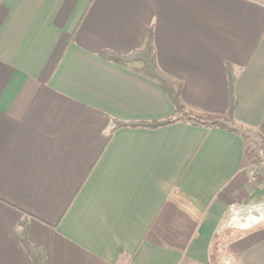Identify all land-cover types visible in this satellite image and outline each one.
<instances>
[{"label":"crops","instance_id":"obj_1","mask_svg":"<svg viewBox=\"0 0 264 264\" xmlns=\"http://www.w3.org/2000/svg\"><path fill=\"white\" fill-rule=\"evenodd\" d=\"M151 30L184 102L104 60ZM264 0H0V264H264ZM220 243V244H219ZM219 250V262L214 261Z\"/></svg>","mask_w":264,"mask_h":264},{"label":"trees","instance_id":"obj_2","mask_svg":"<svg viewBox=\"0 0 264 264\" xmlns=\"http://www.w3.org/2000/svg\"><path fill=\"white\" fill-rule=\"evenodd\" d=\"M100 57L156 83L167 95L174 107L172 119L165 122L133 124L116 123V127H144L153 129L182 122L192 126L204 128L205 130L220 128L236 132L230 127L233 123V112L236 105V101L233 96V85L235 82L234 75L229 74L228 77V110L225 113L209 112L203 111L184 102L181 97V81L163 73L160 70L157 64L156 51L151 30L146 33L140 47L132 53L126 56H121L114 52L106 51L102 52ZM15 237L22 245L33 264H47L44 252L28 242L26 222L22 221L18 224L15 230Z\"/></svg>","mask_w":264,"mask_h":264},{"label":"built area","instance_id":"obj_3","mask_svg":"<svg viewBox=\"0 0 264 264\" xmlns=\"http://www.w3.org/2000/svg\"><path fill=\"white\" fill-rule=\"evenodd\" d=\"M253 149L252 163L248 170L251 179H254L259 172H264V143L258 142Z\"/></svg>","mask_w":264,"mask_h":264},{"label":"rangeland","instance_id":"obj_4","mask_svg":"<svg viewBox=\"0 0 264 264\" xmlns=\"http://www.w3.org/2000/svg\"><path fill=\"white\" fill-rule=\"evenodd\" d=\"M253 152H254V149H253ZM253 152H252V154H254ZM219 244H220V243H219ZM218 252H219V250L216 251L215 256L213 257V258H214V261H215L216 263L219 262V255H218Z\"/></svg>","mask_w":264,"mask_h":264}]
</instances>
